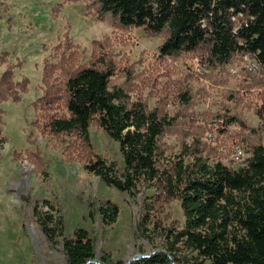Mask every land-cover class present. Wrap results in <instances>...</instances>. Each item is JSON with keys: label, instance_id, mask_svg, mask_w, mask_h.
Instances as JSON below:
<instances>
[{"label": "rangeland", "instance_id": "1", "mask_svg": "<svg viewBox=\"0 0 264 264\" xmlns=\"http://www.w3.org/2000/svg\"><path fill=\"white\" fill-rule=\"evenodd\" d=\"M240 17L232 18L236 26ZM166 35L121 26L96 0H0V76L8 69L26 83L18 101L0 102V264H68L62 238L76 228L89 232L96 260L130 264L165 251L161 228L184 223L179 199L144 180L133 192L106 185L84 167L74 136L49 130V114L37 102L45 61L58 90L71 68H111V86L165 118L160 167L181 159L193 168L200 158L238 168L251 144L264 146V67L248 54L220 64L204 48L161 56ZM50 113H65L61 100ZM89 134L92 149L118 176V143L95 124ZM144 203L148 236L137 225ZM111 204L118 214L108 224L99 208ZM39 210L62 220V235L53 241L39 228Z\"/></svg>", "mask_w": 264, "mask_h": 264}, {"label": "trees", "instance_id": "2", "mask_svg": "<svg viewBox=\"0 0 264 264\" xmlns=\"http://www.w3.org/2000/svg\"><path fill=\"white\" fill-rule=\"evenodd\" d=\"M96 1L99 11L121 26L142 27L149 34L166 31L159 45L161 56L204 48L220 64L234 54H248L264 67V0ZM236 15L242 19L237 26L231 19ZM50 66L44 62V89L37 102L40 110L49 114L46 125L54 135L75 137L84 167L120 191L133 192L144 180L180 201L183 226L179 230L161 228L165 251L156 250L130 264H171V259L175 264H264L263 145L251 144L245 164L238 168L219 161L209 164L200 158L193 168L184 166L181 159L160 167L158 140L166 126L165 118L140 101L130 102L122 88L111 86V68H71L58 90L49 81ZM25 89L26 83L14 80L10 70L0 76V102L18 101ZM60 100L65 113L51 114ZM92 124L118 143L123 160L118 176L113 174V165L92 149ZM149 209L144 203L137 224L146 236ZM99 211L109 224L116 220L118 206L111 204ZM36 216L49 241L62 235L59 216L42 210ZM62 245L68 264H122L118 260L108 262L105 256L96 260L94 242L84 228L64 235Z\"/></svg>", "mask_w": 264, "mask_h": 264}, {"label": "built area", "instance_id": "3", "mask_svg": "<svg viewBox=\"0 0 264 264\" xmlns=\"http://www.w3.org/2000/svg\"><path fill=\"white\" fill-rule=\"evenodd\" d=\"M233 18V16L231 17V19ZM200 22H201V25L202 26H204V20L202 19V20H200ZM246 59H247V57L246 56H244ZM237 154H240V151L239 150H237V152H236Z\"/></svg>", "mask_w": 264, "mask_h": 264}]
</instances>
